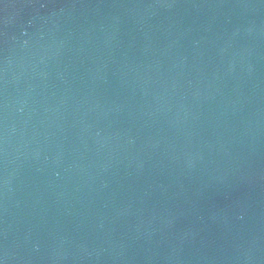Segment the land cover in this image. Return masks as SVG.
I'll return each mask as SVG.
<instances>
[{
    "label": "water",
    "instance_id": "water-1",
    "mask_svg": "<svg viewBox=\"0 0 264 264\" xmlns=\"http://www.w3.org/2000/svg\"><path fill=\"white\" fill-rule=\"evenodd\" d=\"M0 264H264V0H0Z\"/></svg>",
    "mask_w": 264,
    "mask_h": 264
}]
</instances>
